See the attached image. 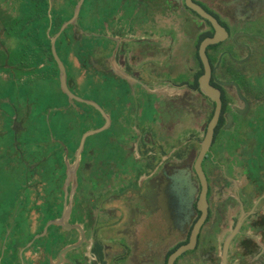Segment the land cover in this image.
<instances>
[{
    "label": "flooded vegetation",
    "instance_id": "1",
    "mask_svg": "<svg viewBox=\"0 0 264 264\" xmlns=\"http://www.w3.org/2000/svg\"><path fill=\"white\" fill-rule=\"evenodd\" d=\"M52 41L69 90L82 100L71 103L61 91L68 106L59 111L79 106L77 126L90 102L67 75L69 56L80 78L94 74L84 93L94 86L101 97L123 85L133 100L122 111L117 96L90 105L98 129L111 131L104 145L87 143L101 132L86 138L74 182L67 172L79 143L71 154L50 129L44 141L32 132L28 105L19 111L20 85L49 74L59 83ZM0 84V139L12 136L0 163L14 170L19 199L0 264H168L193 234V247L173 264H264V0H0ZM119 128L127 130L123 170L114 154ZM181 177L191 200H183L187 186L176 189Z\"/></svg>",
    "mask_w": 264,
    "mask_h": 264
},
{
    "label": "rangeland",
    "instance_id": "2",
    "mask_svg": "<svg viewBox=\"0 0 264 264\" xmlns=\"http://www.w3.org/2000/svg\"><path fill=\"white\" fill-rule=\"evenodd\" d=\"M37 37L43 41V36L41 33L38 34ZM59 56L62 58L63 61H65L64 58H66V55L63 49H61V52H59ZM38 57L40 58L43 64L47 62L49 65L52 64V67H54L52 59L50 57L47 58V61L45 60V58L41 57L40 54H38ZM12 58H19V55L15 54ZM71 63L72 62L66 58L67 75L72 79H76L77 82L80 84V87L78 86V91L80 92V94H82V99L84 101L101 103L102 101L100 100L101 98H103V95H106L108 100L111 98L113 99L114 96H117L115 99L120 102V106L117 103L120 108V111H122L121 107L125 102L133 101L131 96L127 95L128 90L123 85L118 86V91L112 89L111 86H107L105 90L101 93V95L103 94L101 97L94 86L89 88L84 93V87L91 84L89 82V79H92L94 77V74L92 71H88L83 78H80V72L76 71V69ZM47 65L44 66V70L48 68ZM84 80L87 81L84 83ZM46 82H48L49 84ZM1 91L2 84H0V98ZM19 94L21 104L19 111L24 113L25 104H27L30 109L29 120L32 119L34 121L32 125V132L36 135H42L44 137V141H47V138L49 137L48 132L50 129L54 134V139H62L67 143L70 148L71 154H73L77 143L80 142V139L84 133H86L88 130L98 129L101 125V120L97 119L95 115V110L90 105L81 104L82 111H85V113L81 114V122L78 126V118L75 119V111L79 109V106H73L72 108L75 111L72 110L71 114L62 113L59 111L62 106H68V104L66 98L61 92L57 77L54 78L51 74H49L47 79H42L39 84L33 85L32 87H26L25 84L20 85ZM1 107L3 108V106ZM119 114L121 116V112H119ZM143 115V117H145V113H143ZM92 117L94 118V121L92 120ZM124 120L127 124L133 122V119L130 116H128L127 118L125 117ZM110 131L111 129L101 132L100 134H96L94 135L95 137H89L87 143H91L94 147L96 145H104L105 138L110 133ZM126 134L127 130L123 128H119L116 131L115 144L117 145L116 149H118V151L114 154L117 156L116 158L119 159L120 164H122V166L120 165L121 170H123L126 165L130 164L128 159L124 157L125 151L123 145L126 146V142L124 141ZM11 137V133H9L8 136H4L2 139H0V146L10 144L12 142ZM184 138L185 137H183V140ZM112 151H114V149H112L111 146H106L102 155L105 154L109 157L112 155ZM85 153L86 152L83 153V158L85 157ZM5 165L6 164H3V162L0 163V239H2V243H4V246L6 237L9 238L11 232L14 230L15 216L17 213V206L19 204V199L18 197H16L17 194L15 193V191L18 189V183L15 182V172L14 170L6 168ZM32 218H30L28 215L26 217L25 224L30 225V223H32V221L35 219ZM158 222H160L159 219L151 220V224H155V226H158ZM141 234L142 233L140 232V235ZM31 256H35L34 252L31 254ZM29 264H32V260H30V258Z\"/></svg>",
    "mask_w": 264,
    "mask_h": 264
},
{
    "label": "water",
    "instance_id": "3",
    "mask_svg": "<svg viewBox=\"0 0 264 264\" xmlns=\"http://www.w3.org/2000/svg\"><path fill=\"white\" fill-rule=\"evenodd\" d=\"M77 14V11L75 13V15ZM52 56L58 66V71H59V83H60V89L61 91L67 96L69 102L73 103L74 101H82L79 97H77L76 95H74L68 88L67 86V82H66V72H65V69H64V66L62 64V62L60 61L58 55L56 54V51L54 49V41H52ZM209 75V68L208 66H206V73H205V76L201 77V81L204 82V79H207ZM202 90L205 94H207L208 96L210 97H213L214 98V95H213V92L210 91V90H207L206 88L202 87ZM90 105L94 106L95 108L99 109L98 105L95 104L94 102H90L89 103ZM219 100H217V107H216V111L213 115V117L211 118V120L209 121L208 123V126H207V131H206V134L204 136V139H203V142H202V147L200 149V152H199V155L197 157V162H196V167H199L200 165V161L202 160L205 152L207 151L208 149V145L212 139V134H213V128L216 124V121H217V118H218V114H219ZM106 122L108 123V118H106ZM102 130H104V127L103 128H100V129H96V130H92V131H88L86 133L83 134V136L81 137L80 139V142H79V145H78V148H77V151L75 153V162L76 164L72 167H69L68 168V172H67V175H68V179H67V182L69 180L71 181H75V169H76V165L79 161V157H80V154L83 150V146H84V142L86 140V138L90 135H93V134H96V133H99L101 132ZM188 180L187 177H181L179 179L180 181V185L176 187V189L180 190V191H183V186H187V193H188V196H186L183 200L184 201H187L188 200V197H189V200H191L192 198V190L190 185H188L186 183V181ZM70 210V205L67 207V209L64 211V215L66 213H68ZM63 216V215H62ZM58 223H61L58 222ZM48 226V224L46 225V227ZM46 227L44 228V232L46 231ZM194 241H195V235L193 234L190 242L187 244V245H183V246H180L179 248H177L174 252H172L168 258V264H173L174 260L180 255L182 254L184 251L190 249L191 247H193L194 245ZM80 245V241L77 243V244H74V245H71V246H68L66 247L63 252H67L73 248H76L77 246Z\"/></svg>",
    "mask_w": 264,
    "mask_h": 264
},
{
    "label": "crops",
    "instance_id": "4",
    "mask_svg": "<svg viewBox=\"0 0 264 264\" xmlns=\"http://www.w3.org/2000/svg\"><path fill=\"white\" fill-rule=\"evenodd\" d=\"M68 60H70L72 62V57L69 56V59Z\"/></svg>",
    "mask_w": 264,
    "mask_h": 264
}]
</instances>
